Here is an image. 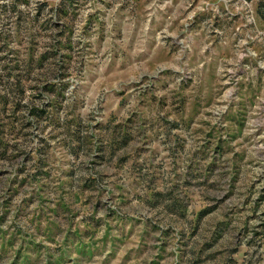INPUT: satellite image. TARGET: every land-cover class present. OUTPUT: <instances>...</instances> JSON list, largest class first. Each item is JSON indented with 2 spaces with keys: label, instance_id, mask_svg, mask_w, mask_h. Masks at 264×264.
Returning <instances> with one entry per match:
<instances>
[{
  "label": "rangeland",
  "instance_id": "1",
  "mask_svg": "<svg viewBox=\"0 0 264 264\" xmlns=\"http://www.w3.org/2000/svg\"><path fill=\"white\" fill-rule=\"evenodd\" d=\"M0 264H264V0H0Z\"/></svg>",
  "mask_w": 264,
  "mask_h": 264
},
{
  "label": "trees",
  "instance_id": "2",
  "mask_svg": "<svg viewBox=\"0 0 264 264\" xmlns=\"http://www.w3.org/2000/svg\"><path fill=\"white\" fill-rule=\"evenodd\" d=\"M33 106H35V105H33ZM32 109H33V111H34V110L39 111V109L36 108V107H32ZM40 110H41V109H40Z\"/></svg>",
  "mask_w": 264,
  "mask_h": 264
}]
</instances>
